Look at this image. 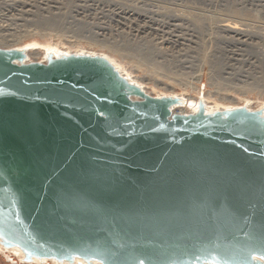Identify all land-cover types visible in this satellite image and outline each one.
Segmentation results:
<instances>
[{
    "label": "water",
    "instance_id": "water-1",
    "mask_svg": "<svg viewBox=\"0 0 264 264\" xmlns=\"http://www.w3.org/2000/svg\"><path fill=\"white\" fill-rule=\"evenodd\" d=\"M27 51L0 48L6 261L264 264V109L179 114L105 56Z\"/></svg>",
    "mask_w": 264,
    "mask_h": 264
},
{
    "label": "rangeland",
    "instance_id": "rangeland-1",
    "mask_svg": "<svg viewBox=\"0 0 264 264\" xmlns=\"http://www.w3.org/2000/svg\"><path fill=\"white\" fill-rule=\"evenodd\" d=\"M125 7L127 10L143 13L142 15H147L152 20L144 24L120 16L117 12L125 11ZM181 10L187 11L188 17L180 15ZM0 12V46L4 48L27 42L34 34H37L34 37H39L38 33L48 32L55 35L60 32V35L66 34L65 37H73L75 34L71 38L72 41L79 39L85 48L90 49L89 52L94 51L91 50L95 45L92 40L96 38L97 41H105L106 46L110 47V43L113 44L120 53H123L122 56L132 58L135 63L138 60L139 63H144L146 67H152L157 72H163L164 65L170 63L172 71L184 73L182 79L188 78L187 81H190L195 76L197 68L205 63L206 65L203 64L205 78L210 71L223 78L221 83L226 84L222 85L223 87L232 86L238 81L264 86V0H0ZM112 12L118 16L112 15ZM224 22L240 24V28L247 29L250 34L248 39L243 38L241 42L237 40L238 36L233 37L220 32L218 26ZM50 29L52 32H49ZM63 36L62 39L69 40ZM220 36L224 37L218 38ZM86 37L87 40L84 41ZM86 42L90 44L89 47ZM38 59L30 58L31 61ZM133 70L139 78L147 77L144 72H138L134 67ZM175 93L181 91L176 90ZM0 264L14 263L6 261L0 255Z\"/></svg>",
    "mask_w": 264,
    "mask_h": 264
},
{
    "label": "bare ground",
    "instance_id": "bare-ground-1",
    "mask_svg": "<svg viewBox=\"0 0 264 264\" xmlns=\"http://www.w3.org/2000/svg\"><path fill=\"white\" fill-rule=\"evenodd\" d=\"M42 1V0H41ZM113 1V0H112ZM176 1V0H174ZM6 2V1H5ZM54 2V1H53ZM69 2V1H68ZM193 2V1H192ZM263 2V1H262ZM26 3V2H25ZM39 3V2H38ZM48 3V2H47ZM111 3V2H110ZM254 3V2H253ZM118 4V3H117ZM133 4V3H132ZM21 5V4H20ZM126 5V4H125ZM130 5V4H129ZM178 5V4H177ZM83 6V5H82ZM95 6V5H94ZM175 6V5H174ZM186 6V5H185ZM38 7V6H37ZM41 7V6H40ZM91 7V6H90ZM97 7V6H96ZM134 7V6H133ZM138 7V6H137ZM147 7V6H146ZM187 7V6H186ZM56 8V7H55ZM44 9V8H43ZM104 9V8H103ZM125 11H119L117 12L120 14V16H126L128 18H131L135 20L136 22H142V23H147L148 21H151L152 18L147 17V15H142L140 13H137V11H132L127 10V7H125ZM129 9V8H128ZM133 9V8H132ZM69 10V9H68ZM100 10V9H99ZM134 10V9H133ZM138 10V8H137ZM258 10V9H257ZM30 11V10H28ZM97 11V10H96ZM180 11V10H177ZM174 10V12H177ZM182 11V10H181ZM184 11V12H183ZM180 12L182 16H187V11L183 10ZM234 11V10H233ZM101 12V11H100ZM258 12V11H257ZM1 13V12H0ZM78 13V12H77ZM117 13L112 12V15H117ZM148 14V13H147ZM193 14V12H192ZM249 15V14H248ZM179 16V15H176ZM188 17V16H187ZM246 17V16H245ZM258 16H256L257 18ZM125 17H123L124 19ZM192 18V17H191ZM250 18V16L248 17ZM255 18V17H254ZM180 19V18H179ZM247 19V18H246ZM259 19V18H257ZM7 20V19H6ZM132 20V21H133ZM12 21V20H11ZM23 21V20H22ZM26 21V19H25ZM259 21V20H258ZM50 22V21H49ZM24 23V22H23ZM26 23V22H25ZM58 23V22H57ZM157 23V22H156ZM10 24V23H9ZM13 24V23H12ZM239 24V23H238ZM3 25V24H2ZM22 25V24H21ZM173 25V24H172ZM184 25V24H183ZM240 25V24H239ZM237 25V23L234 22H224L221 24L219 27L220 32L222 31L223 33L227 35H233V37H239L237 40H241L243 38L248 39L247 37L250 35L246 30H243L240 28V26ZM242 25V24H241ZM5 26V25H4ZM18 26V25H17ZM28 26V25H27ZM175 26V25H174ZM194 26V25H193ZM14 27V26H13ZM138 27V26H137ZM245 27V26H244ZM40 28V27H39ZM180 28V27H179ZM213 28V27H212ZM32 29V28H31ZM173 29V28H172ZM218 29V30H219ZM48 30V29H47ZM52 29L49 30V32ZM65 30V29H64ZM140 30V29H139ZM41 31V30H40ZM39 31V32H40ZM43 31V30H42ZM217 31V30H216ZM260 31V30H259ZM264 31V30H263ZM1 32V31H0ZM26 32V31H25ZM32 32V31H31ZM38 32V31H34ZM130 32V31H129ZM175 32V31H174ZM218 32V31H217ZM250 32V31H249ZM7 33V32H6ZM28 33V32H27ZM41 33V32H40ZM47 33V34H46ZM46 33H41L39 37H34L37 34L32 35V39L27 41V42H22V43H17V45L11 46V47H6V48H28L27 51V56L28 60L33 59L35 60L36 58H39L38 61H43L44 56L47 52H52L54 54L58 53H87L91 55H100V56H105L107 57L111 62L114 63V65L118 68V70L123 74L124 76L128 78H132V80H135L137 84H139L141 87L144 88L146 93H148L151 96L159 97V96H168V95H174V96H180L183 97L187 100V103L184 105V107L177 108L175 109L176 113L179 114H185V113H192L195 110V104L197 103V100L199 98L202 99L205 105V109L207 112H213L217 110H222V109H228L232 107H246L249 110H262L264 109V86H256L250 83L246 82H241L238 81L237 84H233L232 86H225L223 87V78L217 77L214 75V73H211L210 71L206 74V78L204 76V70H203V64L200 65L196 72L195 76L190 79V81L182 79L184 77V73H177L172 71V67L169 65L170 63H165L164 65V70L163 72H157L154 70L152 67H146V64L144 63H139L140 61H136V63L132 60V58L129 57H124L122 56L123 53H120L119 49L117 47L110 43V47L105 44V41H97L96 38H94L92 41L95 42V45H93V52H89V48H85L82 45V42L78 40L72 41L71 36L65 37L63 35H60L56 33L54 34H49L48 32ZM64 33V31H63ZM67 33V32H66ZM70 33V32H69ZM140 33V32H139ZM142 33V32H141ZM212 33V32H211ZM25 34V33H24ZM71 34V33H70ZM100 34V33H99ZM261 34V33H260ZM187 35V34H186ZM18 36V35H17ZM23 38L24 36L21 35ZM28 34L25 35L27 37ZM30 36V35H29ZM65 37V39H69L68 41L62 39ZM94 36V35H93ZM97 37V35H95ZM201 36V35H200ZM208 36V35H207ZM214 36V35H213ZM85 38V36H83ZM137 37V36H136ZM149 37V36H148ZM175 37V36H174ZM211 37V36H210ZM224 37V36H223ZM222 36L218 38H223ZM2 38V37H1ZM79 38V37H78ZM199 38V37H198ZM209 38V37H208ZM5 39V38H4ZM22 39V38H21ZM71 39V40H70ZM75 39V38H74ZM73 39V40H74ZM82 39V38H80ZM177 39V38H176ZM217 39V38H216ZM245 39V40H246ZM259 39V38H258ZM87 40V37L84 41ZM190 40V39H189ZM202 40V39H201ZM222 40V39H221ZM244 40V41H245ZM224 41V40H223ZM226 41V40H225ZM88 42V41H87ZM86 44L89 47V43ZM107 42V41H106ZM194 42V41H193ZM197 42V41H196ZM237 42V41H236ZM241 42H243L241 40ZM13 43V42H12ZM150 43V42H149ZM177 43V42H176ZM204 43H206L204 41ZM239 43V42H237ZM245 43V42H244ZM16 44V43H15ZM109 44V42H108ZM258 44V43H256ZM133 45V44H132ZM138 45V43H137ZM262 45V44H261ZM10 46V45H9ZM202 46V45H201ZM205 46V45H204ZM91 47V46H90ZM0 48H4L1 47ZM96 48V49H94ZM150 48V47H149ZM201 49L203 47H200ZM222 48V47H221ZM259 48V47H258ZM261 48V47H260ZM126 49V48H125ZM200 49V50H201ZM239 49V48H238ZM159 50V48H158ZM161 50V49H160ZM148 53V52H147ZM201 53V52H200ZM118 54V55H116ZM122 54V55H121ZM261 54V53H260ZM241 55V54H240ZM245 55V54H244ZM127 56V55H125ZM203 56V55H202ZM206 56V54L204 55ZM239 56V55H238ZM261 56V55H260ZM263 56V55H262ZM241 57V56H240ZM183 58V57H182ZM208 59V57H207ZM142 60V59H141ZM175 60V59H174ZM198 60V59H197ZM250 60V59H249ZM173 61V60H172ZM238 61V60H237ZM174 62V61H173ZM203 62H205V58L203 59ZM207 62V61H206ZM132 63H135V65H132ZM175 63V62H174ZM173 63V64H174ZM252 63V62H251ZM178 64V63H177ZM132 69H131V67ZM172 65V64H171ZM176 65V64H174ZM206 65V64H205ZM204 65V66H205ZM209 65V64H208ZM225 65V64H224ZM173 66V65H172ZM177 66V65H176ZM258 66V65H257ZM136 68L138 72H144V74L147 76L145 79L139 78L134 73V70ZM207 67V66H206ZM224 67V66H223ZM185 68V67H184ZM219 68V67H218ZM235 68V67H234ZM260 68V67H259ZM170 69V70H169ZM185 70V69H184ZM183 70V71H184ZM211 70V69H209ZM231 70V68H230ZM244 70V69H243ZM182 71V70H181ZM213 71V70H212ZM216 71V70H215ZM189 72V71H188ZM207 72V71H206ZM214 72V71H213ZM220 72V71H218ZM217 72V73H218ZM224 72V71H223ZM237 72V71H236ZM221 73V72H220ZM220 73H218V76H220ZM226 73V72H225ZM231 73V72H230ZM229 73V74H230ZM241 73V72H240ZM143 74V75H144ZM252 74V73H251ZM186 75V73H185ZM223 75V74H221ZM181 76V78H179ZM190 76V75H189ZM226 77V76H225ZM148 78V79H147ZM206 79V81H205ZM260 79V78H259ZM233 80V79H232ZM239 80V79H238ZM257 80V79H256ZM225 81V79H224ZM259 81V80H258ZM150 86L149 88L145 86ZM204 86L203 91L201 90V86ZM223 85V86H222ZM167 88H170L171 90H168ZM176 90L181 91V93H175ZM188 93L189 95H187ZM187 95V96H186ZM192 102L190 106H187L188 102Z\"/></svg>",
    "mask_w": 264,
    "mask_h": 264
},
{
    "label": "snow or ice",
    "instance_id": "snow-or-ice-1",
    "mask_svg": "<svg viewBox=\"0 0 264 264\" xmlns=\"http://www.w3.org/2000/svg\"><path fill=\"white\" fill-rule=\"evenodd\" d=\"M9 243H11V241H9ZM141 264H143V262H141Z\"/></svg>",
    "mask_w": 264,
    "mask_h": 264
}]
</instances>
